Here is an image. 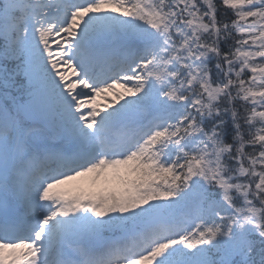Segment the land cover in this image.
Wrapping results in <instances>:
<instances>
[{"label": "snow or ice", "instance_id": "6c2138e0", "mask_svg": "<svg viewBox=\"0 0 264 264\" xmlns=\"http://www.w3.org/2000/svg\"><path fill=\"white\" fill-rule=\"evenodd\" d=\"M0 264H264V0H0Z\"/></svg>", "mask_w": 264, "mask_h": 264}, {"label": "bare ground", "instance_id": "6f19581e", "mask_svg": "<svg viewBox=\"0 0 264 264\" xmlns=\"http://www.w3.org/2000/svg\"><path fill=\"white\" fill-rule=\"evenodd\" d=\"M104 102H105V101H104L103 98H98V100H97V103H98L99 105H102Z\"/></svg>", "mask_w": 264, "mask_h": 264}, {"label": "rangeland", "instance_id": "374dc122", "mask_svg": "<svg viewBox=\"0 0 264 264\" xmlns=\"http://www.w3.org/2000/svg\"><path fill=\"white\" fill-rule=\"evenodd\" d=\"M82 186L85 187V188H87L88 187V183L85 181V182H83V185Z\"/></svg>", "mask_w": 264, "mask_h": 264}]
</instances>
